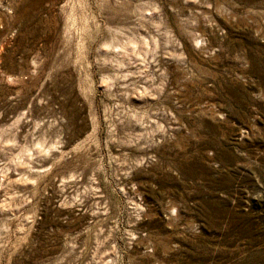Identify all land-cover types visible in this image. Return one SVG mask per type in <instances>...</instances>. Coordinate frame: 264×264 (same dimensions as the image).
Wrapping results in <instances>:
<instances>
[{
    "label": "rangeland",
    "instance_id": "rangeland-1",
    "mask_svg": "<svg viewBox=\"0 0 264 264\" xmlns=\"http://www.w3.org/2000/svg\"><path fill=\"white\" fill-rule=\"evenodd\" d=\"M0 264H264V0H0Z\"/></svg>",
    "mask_w": 264,
    "mask_h": 264
},
{
    "label": "bare ground",
    "instance_id": "bare-ground-1",
    "mask_svg": "<svg viewBox=\"0 0 264 264\" xmlns=\"http://www.w3.org/2000/svg\"><path fill=\"white\" fill-rule=\"evenodd\" d=\"M76 21H77V19H76ZM82 26H83V24H82ZM83 29H84V28H83ZM82 38H83V37H82ZM126 43H127V42H126ZM126 43H125V44H126ZM112 44H113V42H112ZM118 45H119V44H118ZM129 45H130V44H126L125 46L123 45L124 48L119 47V49H124V50L126 51V49L128 48V50H129V49H131L130 47H128ZM115 47H116V46H115ZM117 47H118V46H117ZM117 49H118V48H117ZM113 50H114V49H113ZM131 50H132V49H131Z\"/></svg>",
    "mask_w": 264,
    "mask_h": 264
}]
</instances>
